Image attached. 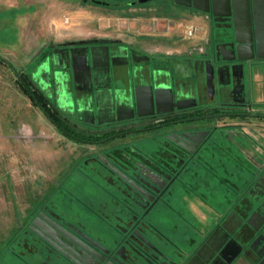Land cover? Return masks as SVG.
Returning a JSON list of instances; mask_svg holds the SVG:
<instances>
[{
    "label": "flooded vegetation",
    "instance_id": "1",
    "mask_svg": "<svg viewBox=\"0 0 264 264\" xmlns=\"http://www.w3.org/2000/svg\"><path fill=\"white\" fill-rule=\"evenodd\" d=\"M120 50L119 69L104 55L75 67L71 100L94 106L84 131L52 120L80 147L23 226L25 263L264 264V104L243 82L264 59L219 52L155 67L161 57ZM112 89L110 120L95 107L104 112Z\"/></svg>",
    "mask_w": 264,
    "mask_h": 264
},
{
    "label": "rangeland",
    "instance_id": "2",
    "mask_svg": "<svg viewBox=\"0 0 264 264\" xmlns=\"http://www.w3.org/2000/svg\"><path fill=\"white\" fill-rule=\"evenodd\" d=\"M101 1L0 0V264H26L24 258L31 251L23 226L76 161L80 145L52 120L68 119L67 124L84 131L93 103L87 95L77 104L71 100V60L62 49L86 38L120 34L116 27L120 10L102 6ZM107 18L114 21L101 27ZM142 45L169 49L164 39ZM104 109L99 112L95 107V112L111 116L110 120L120 117V104Z\"/></svg>",
    "mask_w": 264,
    "mask_h": 264
},
{
    "label": "crops",
    "instance_id": "3",
    "mask_svg": "<svg viewBox=\"0 0 264 264\" xmlns=\"http://www.w3.org/2000/svg\"><path fill=\"white\" fill-rule=\"evenodd\" d=\"M249 1L251 22L254 25L256 16L261 18L264 15V0ZM109 2L107 0L101 1L102 6H114L112 8L120 10V13L116 17V27L117 31H120V34L115 37L107 34L94 38H86L87 40H80L74 43L75 47L73 48L64 47L62 53L68 51L67 58L71 60L70 65L72 66L68 69L69 82L77 80L76 75L78 71H76L75 67L82 64V58H84V61L86 59V65L94 67L96 65L95 60H98V56L104 55L103 57H106L109 68L111 66H117L119 69L118 65L120 66V64L117 65L114 61L111 62V59L120 55L122 52L120 47H124L127 51L129 50L139 55L144 54L148 57L158 56L161 57L160 59L166 56H177L181 58H192L196 55L202 56L205 54L214 56L219 52H229L236 59L245 62H250L254 58L264 59V42H262L264 38L261 36L262 38L260 40L262 41H259L260 48H258V40L254 26L252 36H249V33H244V26L241 23L246 22V13L238 14L239 25H236L234 11L231 10L232 14L229 15L234 17V22L232 24L222 25L219 21L224 18L214 14L212 7L213 0H210L209 12L195 8L194 5L182 4L176 0H149L144 3H140L139 0H131L129 3H126L125 0H120V4L116 5L108 4ZM239 2L240 0H236V6H239ZM217 10L225 13L229 11L227 8ZM163 14H168V16H163ZM111 20L114 21V18H107L109 22L101 24V27L110 25ZM179 21L191 23L197 27L196 33L192 38L184 37L183 31L176 25ZM163 39L165 44L167 43L169 46L168 50H151L142 45L144 42H158L160 44ZM241 40H250V45L242 48L239 52L238 44H240ZM163 60L165 59L159 60V63L154 62L155 67H168L167 61ZM73 61H76L77 65L73 66ZM113 72L116 73L115 76H118L120 80V75L117 74V71L113 70ZM91 73L90 71L87 73L86 70H81L79 72L80 79L87 84L96 83V79L92 80L94 77ZM210 75L211 73L209 74L208 72L206 77L210 79ZM72 77L74 78L72 79ZM81 80L79 81L81 82ZM233 80L237 83L238 81L240 82V78L238 77L232 78L230 80L231 83L234 82ZM243 82L252 100L256 103L264 104V63L251 68L249 75L245 76ZM110 94L111 96L108 98L111 100L107 99L110 102L107 107L119 105L117 91L112 89Z\"/></svg>",
    "mask_w": 264,
    "mask_h": 264
},
{
    "label": "water",
    "instance_id": "4",
    "mask_svg": "<svg viewBox=\"0 0 264 264\" xmlns=\"http://www.w3.org/2000/svg\"><path fill=\"white\" fill-rule=\"evenodd\" d=\"M149 0H139L140 3H144V2H147ZM177 2H180L182 4H185V5H194L195 8H198V9H201L203 11H207L209 12L210 11V0H193V2H191V0H176ZM231 1H232V4H231ZM100 2V1H98ZM236 0H213V9H214V14L217 15L218 17L222 15H229V14H232V11H234V17H235V24L236 25H239L238 24V14H244L246 13L245 17H246V22L245 23H241L242 26H244V33H249V36H252L253 35V26H254V30H255V33H256V36H257V40H258V48H260V43L259 41H262L260 40V38H264V15L259 18L258 16H256V21L253 25V23L251 22V8L249 6V0H243L239 2V6H236ZM255 2V1H254ZM218 5V6H217ZM222 8H227L229 11L228 12H221V11H218L217 9H222ZM260 20H259V19ZM218 19H222V18H218ZM238 31V30H237ZM238 33V32H237ZM262 36V37H261ZM250 40H241L240 41V44H238V49H239V52L242 48H245L247 47V45H250L249 44ZM264 42V39L263 41ZM250 47V46H249ZM231 75V73H230ZM232 78H235V75L234 73L232 72Z\"/></svg>",
    "mask_w": 264,
    "mask_h": 264
},
{
    "label": "built area",
    "instance_id": "5",
    "mask_svg": "<svg viewBox=\"0 0 264 264\" xmlns=\"http://www.w3.org/2000/svg\"><path fill=\"white\" fill-rule=\"evenodd\" d=\"M68 20L69 19L67 18L66 21ZM176 25L183 31L184 37L186 38H192L197 30V27L194 24L186 23L183 21H179L178 23H176Z\"/></svg>",
    "mask_w": 264,
    "mask_h": 264
},
{
    "label": "trees",
    "instance_id": "6",
    "mask_svg": "<svg viewBox=\"0 0 264 264\" xmlns=\"http://www.w3.org/2000/svg\"><path fill=\"white\" fill-rule=\"evenodd\" d=\"M37 93H38V92H37ZM31 96L33 97V99H35L33 95H31ZM37 98H38V97H37ZM39 101H40V100H39ZM43 104H44V103H43ZM43 104H42V105H43ZM43 106L45 107V104H44Z\"/></svg>",
    "mask_w": 264,
    "mask_h": 264
}]
</instances>
